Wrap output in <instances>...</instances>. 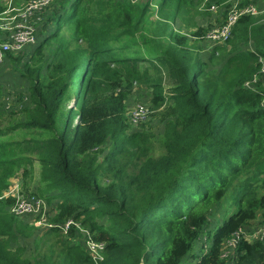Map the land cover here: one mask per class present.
<instances>
[{
	"label": "trees",
	"instance_id": "obj_1",
	"mask_svg": "<svg viewBox=\"0 0 264 264\" xmlns=\"http://www.w3.org/2000/svg\"><path fill=\"white\" fill-rule=\"evenodd\" d=\"M55 3L42 26L51 33L20 73L26 105L0 104V264H264V242L242 238L222 258L226 241L264 220V16H241L203 51L215 25L196 19L217 9L224 23L230 0ZM12 57L5 52L0 77ZM135 88L148 90L159 136L148 124L132 129L125 102ZM20 171L26 187L36 174L28 195L59 200L47 219L55 227L35 242L45 250L32 257L17 240L35 228L3 197ZM227 200L231 215L209 229ZM69 219L104 245L102 261L73 227L62 233ZM201 235L207 251L195 255Z\"/></svg>",
	"mask_w": 264,
	"mask_h": 264
},
{
	"label": "rangeland",
	"instance_id": "obj_2",
	"mask_svg": "<svg viewBox=\"0 0 264 264\" xmlns=\"http://www.w3.org/2000/svg\"><path fill=\"white\" fill-rule=\"evenodd\" d=\"M56 1L58 0H0V30L3 31L0 32L7 38V41L2 43L8 44L7 52L13 56L5 64L6 71L3 72V76L6 78L0 80V85L3 86L2 91L0 92L1 106L15 107L18 103H20L19 106L26 105L27 100H25V95L23 92V87H25L24 84L26 83H23V81L20 79V73L21 70L23 71L24 62L27 61V58L30 55V48L32 46L39 45L44 40V38L51 33V28L46 30L43 29L42 26L45 22V18L52 12L50 9L56 4ZM230 1L232 2V0ZM243 1L244 0H236V3H242ZM38 2H41L39 6H37ZM255 4L256 3H250V5L253 6H255ZM256 7L261 9L263 12L257 13L254 16L261 18L264 15V4H258ZM222 12V10L213 9L211 11L210 17H205L201 21L198 17L196 19L197 24L201 25L205 29H208L212 25L218 26L220 24L219 22L221 21L218 16ZM178 25H180L179 21H177L175 28H177ZM35 39L37 40L35 41ZM212 44L213 42L211 41H202L201 46H203V51H207V47L210 49ZM18 58L19 60H17ZM78 73L79 72H77L76 77H78ZM13 83L18 84L16 87H13ZM74 88L75 84L73 85V89ZM143 89L146 90L145 88ZM136 90L137 89H134L129 93L125 102L129 116H137L139 114L143 116L136 123H132L130 121L132 124V129L141 131L143 127L141 125L148 124L152 128V132L159 136L162 132L163 125L155 119L150 120L149 112H147L144 106L145 103H143L138 96H135ZM142 93H144L143 90L139 93V95H141V99L144 98V94ZM12 118L16 119V115H13ZM155 147L157 146L155 145ZM158 153L159 150L156 148L154 154L157 155ZM35 175L36 174L33 173L30 178L25 180L28 184V187H26L23 186L22 172L20 171L16 174V176L8 180V186L4 192V195L11 196L16 199L17 197L23 198L24 195L35 193L37 187V177ZM229 205L230 201L227 200L217 208V212L211 217V221L207 225L209 229L220 225L229 217V215H231L234 207H229ZM225 212L227 213L225 214ZM15 217L21 219L28 226L35 228L33 234L30 237L24 238L20 236L19 238H24L25 240L19 241L18 238V245L25 249V254L29 257L37 254H43L45 247L41 246L42 242H39L40 249H36L35 242L40 238V234H42L41 230L45 229L46 227L37 224L34 213H27ZM258 223H260L261 226H257L259 228L247 236L250 237L247 239L249 243L254 242V239H258L264 235V220L261 218ZM258 223H254V227H256V224ZM204 240V235H201V240L194 244L192 253L195 255H197V253L201 255L207 251V248H202L200 251L198 249V246L201 247L200 243ZM53 247H55V245H53ZM206 247H210V242L206 244ZM189 260L190 258L187 259V261ZM194 263L195 262H193V264Z\"/></svg>",
	"mask_w": 264,
	"mask_h": 264
},
{
	"label": "built area",
	"instance_id": "obj_3",
	"mask_svg": "<svg viewBox=\"0 0 264 264\" xmlns=\"http://www.w3.org/2000/svg\"><path fill=\"white\" fill-rule=\"evenodd\" d=\"M41 2L37 3V6H39ZM241 3H236V0H232L231 6L228 10L226 20L224 23L213 26L210 28L206 35L205 40L211 41L213 43H221L225 42L231 35L232 27L235 25V22L238 18L241 16H254L257 13H262L263 11L261 9H258L255 5L246 4L244 6H240ZM264 16V15H263ZM255 17V16H254ZM1 31V30H0ZM3 32V31H1ZM4 39L3 41H7V38L3 35ZM8 51V44L0 42V65L3 63L5 58V52ZM246 86L248 84H245ZM26 100V98H25ZM261 106L264 108V98L261 101ZM143 116L139 115H132L129 117V120L132 123H136L139 119H141ZM132 125V124H131ZM5 198H12L14 199L13 205L10 207L9 211L13 216H19L24 215L27 213H34L36 216V221L38 225H41L43 227H46L45 229H50L55 227L52 223L48 222L47 219L50 216L51 209L47 205V203L35 196V195H24V198H13L11 196L3 195ZM47 222V223H46ZM74 228L82 237V242L84 245V248L87 252V254L91 257V259L98 263L102 261V250L104 248V245L102 243H96L94 242L88 233V230L83 229L79 223L74 222L72 219L67 220L62 226L61 230L63 234H67L71 228ZM258 229V228H257ZM249 233H247L245 230H241L239 232L235 233V238H232L225 242L223 245L222 250V258L228 259L231 256H233L236 245L238 243V239L242 238L246 241L250 237H247ZM79 236V235H78ZM77 238L75 237L73 239L74 243H77ZM264 235H262L258 239H254V241H260L264 242ZM249 242V241H248ZM229 264H233V260H229Z\"/></svg>",
	"mask_w": 264,
	"mask_h": 264
},
{
	"label": "crops",
	"instance_id": "obj_4",
	"mask_svg": "<svg viewBox=\"0 0 264 264\" xmlns=\"http://www.w3.org/2000/svg\"><path fill=\"white\" fill-rule=\"evenodd\" d=\"M6 70V69H5ZM6 77L4 76V77H0V80H3V79H5ZM12 86L13 87H16V85H15V83H13L12 84ZM2 88H3V86L2 85H0V92L2 91ZM135 89H137L136 90V92H135V96H138L139 98H140V100L142 101V102H144V101H146V99L149 97V94H148V90L146 89V90H144L143 88H135ZM134 90V89H133ZM144 91V93H142V94H144L143 96H144V98L143 99H141V95H139V93L141 92V91ZM19 104L20 103H18V104H16V106H19ZM15 106V107H16ZM3 107H5V108H9V107H11V108H14V107H12V106H3ZM59 203V200H55L54 202H53V204L49 207L50 209H51V211H50V216L48 217V218H50V217H52L53 215H54V208L52 209L51 207L52 206H56V204H58ZM262 218V217H261ZM261 218H259L255 223H258L259 221H260V219ZM260 227V226H259ZM259 227H254V225H253V229H252V231H247V230H245L247 233H252L253 231H255L257 228H259ZM46 230H48V229H43V230H41V232H42V234L46 231ZM42 234H40V238H41V236H42ZM20 240H25L24 238H19V241Z\"/></svg>",
	"mask_w": 264,
	"mask_h": 264
},
{
	"label": "clouds",
	"instance_id": "obj_5",
	"mask_svg": "<svg viewBox=\"0 0 264 264\" xmlns=\"http://www.w3.org/2000/svg\"><path fill=\"white\" fill-rule=\"evenodd\" d=\"M245 87H247V88H251V84H248L247 86L246 85H244Z\"/></svg>",
	"mask_w": 264,
	"mask_h": 264
},
{
	"label": "bare ground",
	"instance_id": "obj_6",
	"mask_svg": "<svg viewBox=\"0 0 264 264\" xmlns=\"http://www.w3.org/2000/svg\"><path fill=\"white\" fill-rule=\"evenodd\" d=\"M36 33V32H35ZM34 38H35V36H34ZM37 39H35V41H36ZM36 44V43H35ZM28 48V47H27ZM24 198V197H23ZM11 214V213H10Z\"/></svg>",
	"mask_w": 264,
	"mask_h": 264
}]
</instances>
